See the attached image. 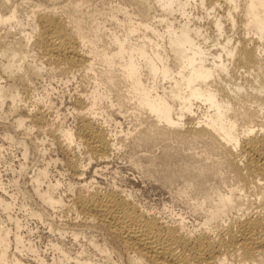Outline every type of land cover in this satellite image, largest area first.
<instances>
[{
    "label": "bare ground",
    "instance_id": "obj_1",
    "mask_svg": "<svg viewBox=\"0 0 264 264\" xmlns=\"http://www.w3.org/2000/svg\"><path fill=\"white\" fill-rule=\"evenodd\" d=\"M129 1L136 6V19L124 5L118 6L106 12L116 26L93 17L86 31V13L77 4L59 9L41 7V0H0V27L8 24L11 36L0 34V71L7 77L0 82V114L8 101L17 127L27 118L47 123L40 96L29 107L15 82L39 74L44 62L70 73V78L83 74L91 79V89L71 101L75 126L51 128L77 185L62 182V193L58 178L45 179V166L31 178L43 203L74 212L62 225L46 222L61 239L46 245L56 253L47 258L23 233L28 225L12 213L14 193L0 179V189L7 193H0V209L13 224L0 217V264H100L82 244L71 252L62 241L66 234L73 241L87 237L86 227L103 236V245L89 239L92 245L108 255L116 244L125 249L128 264H231V256L241 264H264V213L250 209L247 198L251 194L264 202V0ZM28 2L35 8L25 9ZM195 7L202 14H193ZM177 13L184 17L178 23ZM204 19L213 35L202 27ZM106 99L119 111L129 105L139 124L145 122L138 141L202 142L204 154H186L192 162L186 163L183 176L192 191L202 192L193 207L206 227L188 231L183 216L166 220L142 208L123 188L91 187L93 179L84 176L87 166L108 163L119 148L117 132L110 127L111 119L114 124L119 120L102 109ZM27 150L24 143V156ZM215 153L218 157L211 155ZM170 155L165 152L164 161ZM220 167L233 183L224 191L218 186L209 190L201 178ZM25 210L39 220L44 217L40 210ZM220 221L225 223L212 234L209 226Z\"/></svg>",
    "mask_w": 264,
    "mask_h": 264
},
{
    "label": "rangeland",
    "instance_id": "obj_2",
    "mask_svg": "<svg viewBox=\"0 0 264 264\" xmlns=\"http://www.w3.org/2000/svg\"><path fill=\"white\" fill-rule=\"evenodd\" d=\"M35 1L33 0V2ZM41 2L43 3L41 7L47 5V8H49L54 5L59 9L65 4L69 8L77 4L78 10L86 13V20L84 21L86 31H89L90 21L93 17L99 21L106 20L107 27L116 26L106 15V12L116 11L118 6L123 7L124 5L128 13L132 14L133 19H136L137 12L136 6L129 0H41ZM32 7L35 8L32 2L24 3L25 9ZM191 12L202 14V9L195 7L192 8ZM117 13L119 17L123 16L122 11L117 10ZM175 17L177 23L184 20V17L178 13L175 14ZM202 21V27L206 30L209 28L207 32L213 35L215 33L213 27L211 25V27H208L210 23L208 24L206 19ZM158 27L162 28L163 23H158ZM8 28V24L0 27V34L5 36L4 38H11L10 33H6ZM210 29L211 31H209ZM14 30L15 27H12L9 32L13 33ZM237 34L236 32L235 35ZM31 47L30 53H34L35 48ZM27 58L30 61L32 56ZM4 59H1V61H4ZM0 72L2 74L0 75V82L4 83V81H7L6 74ZM67 75H69V80H67ZM15 82L23 96H25L24 101L25 103L28 102L26 104L29 107H32L33 101L40 96L39 106L46 114L47 123L44 124L36 120L30 122L27 118L23 126L17 127L12 123L16 115L8 112L9 102L6 101L7 103L5 102L2 105L0 114V179L8 193H14L16 206L12 209V213L17 214L22 222H26L25 224L28 225L26 230L23 229V233H26L25 235L35 242L42 254L44 253L47 258H51L53 253L56 252L48 249L46 246L49 243L48 240L61 239L56 231L49 229L46 222L62 225L67 221L66 219L73 216L74 212L68 207L51 209L43 203L33 189L31 178L38 173L39 168L45 166L48 170L45 179L58 178L62 184L60 190H63L68 182L72 183L73 188L77 185V179L73 178L71 170L65 162L66 156L58 148L51 128L75 126L76 118L72 112L74 96L78 93L88 92L91 89V79L87 76L84 77L83 74L70 78V73L54 67L51 63L44 62V69L39 74ZM128 106L125 104L119 111L116 105L112 106L109 103V99L103 100L101 103L102 109L109 116L119 120L118 123L114 124L115 120L110 118V127L113 132H117L119 148L111 154L108 163L100 164V166L96 165L97 167L94 166L93 168L90 165L87 166L84 176L93 179L91 187L97 185L103 189L123 188L129 193L131 199L136 201L142 208L163 215L169 221L183 216L186 222V230L200 231L206 226L202 224L201 213L198 209H194L193 204L201 200L202 192L194 190L193 192L191 190L193 188L185 184L186 180L183 173L185 172L186 163L192 162L186 154L194 155L192 152L204 154L202 152V142L190 141L187 143L175 138H158L148 144L138 141L137 135L139 131L145 129L146 124L142 122V125H140L139 120L131 113V108ZM21 114L26 116L25 109L21 110ZM127 130L132 132L127 135ZM24 143L28 148L26 157L22 154ZM75 150V152L78 151L76 148ZM165 152L171 154L168 161H164ZM211 155L218 157L219 154ZM79 156L84 157L82 159L87 162L84 153H79ZM150 156L151 158H149ZM95 168L97 170L94 172ZM166 174H171L172 178L170 180L164 179ZM41 179H44V177ZM201 181L209 190L212 186H218L220 191L226 190L233 183L230 174L221 167L217 173L205 171ZM0 193L4 194V191L0 189ZM6 195L7 193L4 194V196ZM247 198L250 209H259L264 213V202H260L256 196L251 194ZM30 207L33 210L42 211L44 217L39 220L37 216L29 214L28 210L30 211V209L25 210V208ZM0 217L5 220L6 224L13 226L11 221L6 220V213L1 209ZM220 223L224 224L225 221H220L218 224L212 223L209 226L212 234H216L222 225ZM81 226L86 227L85 225ZM85 231L87 237H80L79 241H73L70 234H66L63 238L62 241L71 248V252H74L82 244L91 259H95L100 264H128L124 255L125 249H120L115 244L114 249L116 251L105 255L89 241V239H94L99 245H103V236L95 231H90L89 227H86ZM228 261L231 264H241L239 258L234 256L229 257ZM71 264L74 263L71 262Z\"/></svg>",
    "mask_w": 264,
    "mask_h": 264
}]
</instances>
